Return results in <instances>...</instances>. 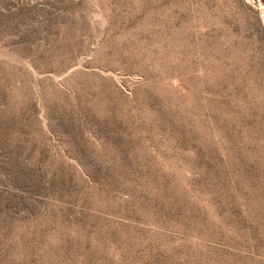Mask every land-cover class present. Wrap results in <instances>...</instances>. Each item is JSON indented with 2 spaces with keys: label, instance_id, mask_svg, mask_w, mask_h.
<instances>
[{
  "label": "rangeland",
  "instance_id": "1",
  "mask_svg": "<svg viewBox=\"0 0 264 264\" xmlns=\"http://www.w3.org/2000/svg\"><path fill=\"white\" fill-rule=\"evenodd\" d=\"M0 264H264V0H0Z\"/></svg>",
  "mask_w": 264,
  "mask_h": 264
}]
</instances>
